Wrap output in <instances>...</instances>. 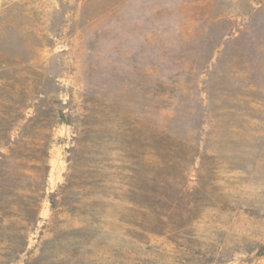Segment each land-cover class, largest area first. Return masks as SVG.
I'll return each instance as SVG.
<instances>
[{"label": "rangeland", "instance_id": "rangeland-1", "mask_svg": "<svg viewBox=\"0 0 264 264\" xmlns=\"http://www.w3.org/2000/svg\"><path fill=\"white\" fill-rule=\"evenodd\" d=\"M0 264H264V0H0Z\"/></svg>", "mask_w": 264, "mask_h": 264}, {"label": "trees", "instance_id": "trees-1", "mask_svg": "<svg viewBox=\"0 0 264 264\" xmlns=\"http://www.w3.org/2000/svg\"><path fill=\"white\" fill-rule=\"evenodd\" d=\"M36 195H37V198H38V203H39V201H41V199L43 198V193H39V191H37L36 192ZM37 206V202H36V205L34 204V206H33V208H32V210L31 209H29L28 210V213L29 214H32L31 216V220L29 221L30 223H32L33 222V220H36V218H37V209H36V211H35V208H37L36 207ZM35 212H36V215H35ZM34 214V215H33ZM34 216V217H33Z\"/></svg>", "mask_w": 264, "mask_h": 264}]
</instances>
